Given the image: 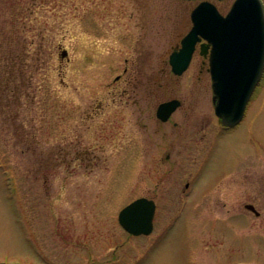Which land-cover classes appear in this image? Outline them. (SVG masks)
I'll list each match as a JSON object with an SVG mask.
<instances>
[{
  "label": "rangeland",
  "instance_id": "obj_1",
  "mask_svg": "<svg viewBox=\"0 0 264 264\" xmlns=\"http://www.w3.org/2000/svg\"><path fill=\"white\" fill-rule=\"evenodd\" d=\"M198 3L0 0V262L264 264V71L223 128L207 60L168 64ZM139 197L148 236L117 220Z\"/></svg>",
  "mask_w": 264,
  "mask_h": 264
},
{
  "label": "water",
  "instance_id": "obj_2",
  "mask_svg": "<svg viewBox=\"0 0 264 264\" xmlns=\"http://www.w3.org/2000/svg\"><path fill=\"white\" fill-rule=\"evenodd\" d=\"M190 19V30L178 50L169 55L171 72L180 76L200 43L199 54L208 55L214 113L223 126L233 127L242 119L264 69L263 5L261 0H234L222 15L209 0H201L191 11ZM65 55L63 51L61 56ZM179 106L177 99L162 102L157 106L156 117L165 122ZM245 208L258 215L252 205ZM154 210V202L141 197L119 212L118 222L132 235H147L152 230Z\"/></svg>",
  "mask_w": 264,
  "mask_h": 264
},
{
  "label": "flooded vegetation",
  "instance_id": "obj_3",
  "mask_svg": "<svg viewBox=\"0 0 264 264\" xmlns=\"http://www.w3.org/2000/svg\"><path fill=\"white\" fill-rule=\"evenodd\" d=\"M177 46H178V45H177ZM177 46H176V47H177ZM196 51H197V49H196ZM204 59H205V58H204ZM203 63H204V62H203ZM180 102H181V101H180ZM225 129H229V128H225ZM245 206H246V205H245ZM254 208H255V207H254Z\"/></svg>",
  "mask_w": 264,
  "mask_h": 264
}]
</instances>
